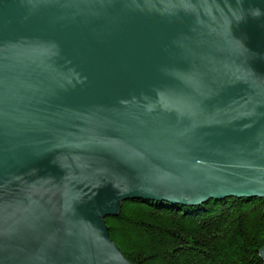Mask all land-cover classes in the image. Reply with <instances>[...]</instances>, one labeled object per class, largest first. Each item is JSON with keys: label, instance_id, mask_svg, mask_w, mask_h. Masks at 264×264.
<instances>
[{"label": "water", "instance_id": "obj_1", "mask_svg": "<svg viewBox=\"0 0 264 264\" xmlns=\"http://www.w3.org/2000/svg\"><path fill=\"white\" fill-rule=\"evenodd\" d=\"M226 198L264 199V0H0V264H133L123 202Z\"/></svg>", "mask_w": 264, "mask_h": 264}, {"label": "trees", "instance_id": "obj_2", "mask_svg": "<svg viewBox=\"0 0 264 264\" xmlns=\"http://www.w3.org/2000/svg\"><path fill=\"white\" fill-rule=\"evenodd\" d=\"M105 223L133 264H264V199L126 201Z\"/></svg>", "mask_w": 264, "mask_h": 264}, {"label": "rangeland", "instance_id": "obj_3", "mask_svg": "<svg viewBox=\"0 0 264 264\" xmlns=\"http://www.w3.org/2000/svg\"><path fill=\"white\" fill-rule=\"evenodd\" d=\"M227 199V198H226ZM240 199H242V198H240ZM224 200V199H223ZM124 203V202H123Z\"/></svg>", "mask_w": 264, "mask_h": 264}]
</instances>
